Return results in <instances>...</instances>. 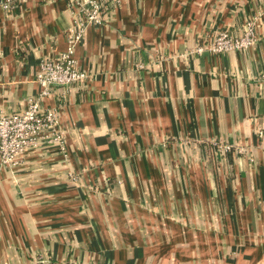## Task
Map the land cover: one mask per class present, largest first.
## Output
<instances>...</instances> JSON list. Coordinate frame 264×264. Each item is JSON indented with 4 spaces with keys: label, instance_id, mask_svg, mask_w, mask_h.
<instances>
[{
    "label": "crops",
    "instance_id": "obj_1",
    "mask_svg": "<svg viewBox=\"0 0 264 264\" xmlns=\"http://www.w3.org/2000/svg\"><path fill=\"white\" fill-rule=\"evenodd\" d=\"M13 3L0 10L3 114L38 95L76 10ZM263 5L121 0L88 25L74 51L88 78L40 99L60 107L64 150L0 165V264H264V17L247 49L193 51Z\"/></svg>",
    "mask_w": 264,
    "mask_h": 264
},
{
    "label": "built area",
    "instance_id": "obj_2",
    "mask_svg": "<svg viewBox=\"0 0 264 264\" xmlns=\"http://www.w3.org/2000/svg\"><path fill=\"white\" fill-rule=\"evenodd\" d=\"M121 0H70L76 7L68 29L65 49L54 59H45L39 63L36 82L41 90L36 97L27 100L25 109L12 114L0 113V165L11 171L21 165L22 157L30 149L43 146H56L64 150L65 133L60 125L58 107H43L41 97L50 94L53 86L68 87L88 78V73L77 66L74 58L76 44L88 25L98 26L104 22L108 9ZM13 0H0V10L9 11ZM264 17V5L244 22L239 34L227 29L215 31L211 41L197 45L195 52H231L247 49L257 39L256 25ZM222 153L231 149L225 143L216 145ZM69 181L76 183L77 176L69 174Z\"/></svg>",
    "mask_w": 264,
    "mask_h": 264
}]
</instances>
